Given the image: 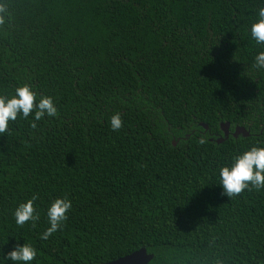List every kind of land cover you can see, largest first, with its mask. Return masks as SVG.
Instances as JSON below:
<instances>
[{"label":"trees","instance_id":"trees-1","mask_svg":"<svg viewBox=\"0 0 264 264\" xmlns=\"http://www.w3.org/2000/svg\"><path fill=\"white\" fill-rule=\"evenodd\" d=\"M260 6L0 0V95L27 84L57 108L0 134V257L18 240L36 249L32 264H99L140 247L148 264H264V189L228 196L215 175L264 144V70L248 31ZM222 121L249 134L216 142ZM32 195L40 218L17 226L12 211ZM56 197L72 207L41 240Z\"/></svg>","mask_w":264,"mask_h":264},{"label":"clouds","instance_id":"clouds-1","mask_svg":"<svg viewBox=\"0 0 264 264\" xmlns=\"http://www.w3.org/2000/svg\"><path fill=\"white\" fill-rule=\"evenodd\" d=\"M260 7L256 10L255 19L249 25L251 40L259 49L253 56V66L257 70H264V0H260ZM30 126L36 128V121L43 117H55L57 108L51 96H40L27 85H21L14 89L8 96L0 95V134L8 131L10 121H15L18 116L29 119ZM109 126L113 131L122 127L120 114L113 113L109 118ZM199 144L205 143L201 136ZM218 183L222 188V194L235 196L242 190L254 188L264 189V144L253 145L231 156L226 164L220 165L215 170ZM36 195L19 202L12 216L17 226H23L26 222L35 223L40 218L39 211L34 207ZM72 202L66 197H56L47 204L45 217L47 227L39 234L41 240H47L49 236L61 230L67 220L68 211ZM36 249L28 243H14V246L0 257V264H32L36 257Z\"/></svg>","mask_w":264,"mask_h":264},{"label":"water","instance_id":"water-1","mask_svg":"<svg viewBox=\"0 0 264 264\" xmlns=\"http://www.w3.org/2000/svg\"><path fill=\"white\" fill-rule=\"evenodd\" d=\"M200 124L205 129L207 128V125L205 123H200ZM219 127L222 134L214 139L216 142L223 141L225 138L228 137L229 134H231L234 137H236L239 134L242 136H247L249 134V131L241 125H236L233 128V130L230 131L228 121L220 122ZM172 143L176 144V140L173 139ZM152 257L153 254L151 252H147L145 247H140L128 254L119 256L117 258L99 264H148V262L151 260Z\"/></svg>","mask_w":264,"mask_h":264}]
</instances>
